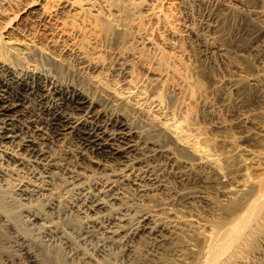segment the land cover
Listing matches in <instances>:
<instances>
[{
	"label": "rangeland",
	"instance_id": "obj_1",
	"mask_svg": "<svg viewBox=\"0 0 264 264\" xmlns=\"http://www.w3.org/2000/svg\"><path fill=\"white\" fill-rule=\"evenodd\" d=\"M1 1L0 60L68 75L76 58L70 56L68 67L50 42L63 41L97 64L88 80L113 92L125 116L157 127L172 117L184 132V159L191 162L177 185L190 198L172 208L180 230L151 264H264V35L258 32L264 0H147L134 10L128 0H109L114 10L100 13L76 2L80 13L60 18L50 11L60 12L65 1L50 0L48 12L33 8L22 21L31 0ZM65 20L70 27L60 23ZM158 74L163 81L154 87ZM172 147L182 149L175 139ZM4 200L1 195L9 209ZM17 250L9 248L13 255Z\"/></svg>",
	"mask_w": 264,
	"mask_h": 264
},
{
	"label": "bare ground",
	"instance_id": "obj_2",
	"mask_svg": "<svg viewBox=\"0 0 264 264\" xmlns=\"http://www.w3.org/2000/svg\"><path fill=\"white\" fill-rule=\"evenodd\" d=\"M63 1L60 12L50 11L52 17L80 13L82 6L114 10L109 0ZM128 1L134 10L147 0ZM49 2L31 0L20 20L36 7L48 12ZM76 2L82 5L78 9ZM60 23L70 27L66 20ZM258 32L264 35L263 28ZM50 42L68 67L70 56L76 58L70 74L0 60V196L9 207L0 203V264H151L180 230L172 208L190 198L177 185L191 162L184 159V132L172 117L157 127L125 116L113 92L88 80L98 70L93 60L63 41ZM153 80L158 87L163 75ZM156 93L152 103L158 111ZM174 139L182 149L172 147ZM152 198L159 205L147 203ZM12 247L17 254H10Z\"/></svg>",
	"mask_w": 264,
	"mask_h": 264
}]
</instances>
